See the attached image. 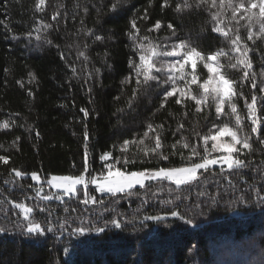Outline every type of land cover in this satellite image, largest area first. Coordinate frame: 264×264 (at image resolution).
<instances>
[{
    "label": "trees",
    "instance_id": "obj_1",
    "mask_svg": "<svg viewBox=\"0 0 264 264\" xmlns=\"http://www.w3.org/2000/svg\"><path fill=\"white\" fill-rule=\"evenodd\" d=\"M36 2L0 0V123L7 120L11 124L9 128H0V156L9 157L8 164L0 162V201L46 207L51 216L37 207L35 219L45 228L51 221L54 231L27 236L7 224L12 231L0 233V264H262L264 202L260 198L264 197L261 191L264 145L259 143L257 133H251L244 97L237 96L234 100L242 117V131L238 134L252 137L254 150L247 156L252 161L251 167L233 170L224 167L223 173L221 167L202 170L199 181L180 188L167 181L149 182L146 188L133 189L138 194L131 196L99 195L89 188V195L104 203L88 205L80 203L83 191L79 192V199L64 197L63 202L39 199L35 192L38 185L30 177L34 171L45 178L81 174L85 130L89 133L88 163L90 169L98 172L103 167L99 157L105 151L113 157L135 160L121 170L142 171L184 164L179 154L168 160L143 156L142 148L154 145L155 132L149 133L144 145L130 144L127 152L122 153L123 141L138 140L149 124L163 125L157 131L164 141L165 152L175 151L170 146L180 140L177 149L185 157L190 148H183V142L196 146L203 154L200 136L210 129L215 132L213 125L228 122L233 127L235 116L228 104L224 105L225 114L219 117L211 102L201 105V111L197 112L195 101L188 97H181L180 104L175 103L177 97H171L161 108L163 91L170 87L162 83L166 71L153 70V75L161 79L138 88L129 63L130 60L139 63L134 42L129 38L130 31L135 33L131 28L133 19L141 37L147 35L162 46L183 39L205 54L218 48L227 50L228 40L212 31L215 21L211 12L218 11L219 6L214 9L209 5L194 6L177 12L175 8L181 0H169L167 7H162L164 0H151V5L150 0H126L120 10L112 12L113 0H46L40 12L34 7ZM145 9L147 19H139ZM57 11L60 15L54 21L52 15ZM225 12L221 26L234 30L239 27L240 35L253 47L252 41L246 40L243 27L246 21L240 20L238 26L228 19L230 11ZM158 20L161 27L154 29ZM38 21L52 27L44 29ZM169 23L174 27V36L173 29L167 27ZM37 27L39 33L35 31ZM30 31L31 37L27 35ZM37 35L41 39H36ZM97 35L102 39L96 40ZM254 48L249 57L252 71L257 73V89H252L250 81H241V70L225 67L221 71L237 81V92L242 91L249 102L251 94L256 93L257 116L264 118V100L260 99L264 93L259 92V87L264 86L261 84L264 77L259 75L264 65V39H255ZM80 52L84 55H79ZM220 63L227 65V58L221 57ZM196 72L201 73L202 82L206 70L198 64ZM82 108L89 111L87 117ZM181 123L184 127L178 129ZM259 127L264 138V123ZM208 147L211 148V140ZM12 168L28 175L16 178ZM29 184L33 187L29 188ZM51 192L45 185L42 195ZM178 194L180 199H176ZM8 202L2 205L8 210V218L22 219L19 209ZM171 211H179L185 219L171 216ZM146 216L163 219L146 220ZM65 218L67 223L60 228L59 223ZM187 218L193 223H186ZM113 220L120 223L119 228ZM4 225L5 216L0 212V226ZM81 227L86 229L83 233L76 231ZM99 228L104 231H97Z\"/></svg>",
    "mask_w": 264,
    "mask_h": 264
},
{
    "label": "snow or ice",
    "instance_id": "obj_2",
    "mask_svg": "<svg viewBox=\"0 0 264 264\" xmlns=\"http://www.w3.org/2000/svg\"><path fill=\"white\" fill-rule=\"evenodd\" d=\"M126 0H113L110 4V10L112 12H117L120 10L122 3H125ZM46 5V0H37L34 7L36 11L42 12L44 6ZM151 5V0H150ZM202 5H209L210 9L217 8L219 10L211 12V18L215 21V24L212 28V31L220 33L223 37L228 40L229 48L225 50L224 48H218L214 52L205 54L203 50H198L191 41L188 40H179L176 43L171 45H160L153 43L149 36H140V29L137 27L136 19L131 21V28L135 29V33L129 32V38L134 42L133 46L136 54L139 58V63L134 60H130L129 63L134 69L135 75L137 77L136 84L139 88L141 84L149 85L150 81L160 80L161 78L153 75V70L159 73L162 70H165L167 76L166 79L162 80L163 84H170V87L165 88L163 91V99L161 101L160 107L163 108L168 102V99L171 97H177L175 103H182L181 97H188L191 100L195 101L197 106L196 111H201V105H208L210 102L215 105L216 115L219 117L224 113V105L228 104L230 108V113L235 116V125L233 127L229 126L228 122L223 123L222 125H213L216 129L215 132L209 130V133L200 136V139L203 141V154L197 149L196 146H190L188 142H183V148H190V154L185 157L183 151L177 149V145L181 144L182 141L178 140L170 146L171 149L175 151L165 152L164 141L161 134L157 129H162L163 125H158L153 127L152 124L148 125V130L143 133V136L138 140L133 139L132 141L124 140L121 145L122 153L127 152L128 146L130 144H145V138L149 137L150 132H155L154 145L149 147L145 146L142 148L143 156H155L160 160H168L171 155L179 154L181 159L185 161L181 166H165L158 167L153 169H144L142 171H130V170H121L122 167L129 164H134L135 160L127 157H113L112 153L109 151L103 152L99 159L103 162V167L96 172L95 170L90 169L88 163V152H87V141L89 139V133L87 130L84 132L85 144V160L83 172L79 175H51L50 178L41 177L37 172H32L30 174L31 180L36 182L38 187H36V197L39 199L50 201L52 199L60 200L63 202L65 196L72 197L77 196L79 199V192L81 191L78 186H83V198L80 199V203L88 205L89 203L97 204L104 203L102 200H98L95 196H90L88 192L89 185H95V191L101 194H109L111 196H116L118 193L125 194L128 196L138 194L134 193L132 190L136 188L137 185L140 188H146V181H164L167 180L170 183H173L180 188L181 186H190L192 183L200 180V177L203 175V172H208L210 166L220 164L221 173L225 171L223 165H227V170L233 169H243L251 167L252 161L247 159V156L253 152V144L250 142L252 137L244 133L243 135L238 134L242 131V117L237 111V105L234 100L235 97L241 96L244 97L245 107L247 108V118L251 120V133H257V139L261 145H264V138H261V128L260 124L264 123V118L257 116V95L255 92L251 94L250 102L249 98L244 96L243 92H237L236 85L237 81L228 75L226 71H221L222 68H231L238 69L242 71L241 81H250L252 89H257L258 85L256 83L257 73L252 71L253 63L249 57V52L255 51V39H264V0H181L180 3H177L175 11L182 12L185 9H191L192 7H201ZM169 5V0H164L162 7H167ZM63 7V5H60ZM225 10L230 11V19L239 26L240 20H245L246 23L243 26L246 29V40L252 41L253 47H250L245 38L240 35V28L237 27L235 30L225 25L224 19L226 17ZM60 15L59 11L55 12L52 15V20H56ZM139 19H147V9L144 10V14L139 17ZM83 23V21H81ZM38 25H42L44 29L51 28V24L44 23V21H38ZM161 27V22L158 20L154 24V29H159ZM169 29H173L172 35H175L174 27L171 23L167 25ZM255 29V31H254ZM37 33L40 31V27L35 29ZM91 32V30H88ZM149 32L152 29L148 30ZM31 37L32 32L27 33ZM255 37V39H254ZM36 39H41V36L37 35ZM96 40H101V36H95ZM49 44L52 41H47ZM147 42V43H146ZM58 47V46H57ZM86 47V46H85ZM79 55L83 56L84 52H80ZM161 57H172L175 58L168 62H161L159 58ZM227 58V65L220 63V58ZM61 58L64 59V54L61 53ZM233 60L235 62H233ZM202 62L203 67L207 69L208 76L202 82L196 74L197 63ZM158 63L160 67H158ZM191 66V71H187L186 67ZM72 71L75 72V68H72ZM32 79H35L32 73H29ZM261 77H264V65L261 66V71L259 74ZM140 77H143L141 80ZM131 79V77L127 78ZM180 81L183 82V85H180ZM261 84L264 85V80L261 81ZM196 85L197 90L194 91L192 86ZM159 86V85H158ZM91 91V89H89ZM259 92L264 93V86L259 87ZM133 94H136V89L133 90ZM260 99L264 100V96ZM264 107V105H262ZM81 112L84 113V116L89 115V111L85 108L81 109ZM11 124L9 121L5 120L0 123V128H9ZM86 127V126H85ZM184 125L181 123L178 125V129L183 128ZM39 135V133H37ZM199 136V134L197 133ZM224 135L230 136L229 141H221L220 137ZM19 139V137H17ZM187 138H185L186 141ZM212 141L211 148L208 147V142ZM237 145H240L238 148ZM244 150H248L247 153ZM212 152H224L226 155H221L218 157H212ZM236 155H233V154ZM193 157H199L198 160H193ZM243 157V158H242ZM0 162L3 164H8L9 157L0 156ZM261 164H264V160L261 161ZM121 165V167H117ZM200 170H203L201 172ZM11 173H14L16 178H23L27 173L18 170L16 168L11 169ZM87 174V177L86 175ZM6 183L8 181H5ZM229 184L231 180L229 179ZM47 185L51 189L60 190L58 192H51L49 194H43L44 186ZM29 188L33 185L29 184ZM172 189H169L171 192ZM261 191H264V188H261ZM200 195H204L203 192ZM176 199H180L179 194L176 196ZM260 200L264 202V197H261ZM8 201H0V212L5 216V225L0 226V233H7L12 231V229L7 227V224H12V227L21 231L22 235L31 236L32 234H38L43 236L45 232H53L54 226L51 221H49V226L47 228L43 227L41 223L36 222L35 219V208L37 206H29L26 203H20L15 201H10L14 208L19 209V215L22 216V219L18 218L15 221H12L8 218V210L2 205ZM215 198H213V203H215ZM178 207V206H177ZM41 213L48 212V215L51 216V211L46 207H39ZM67 212L68 209L65 208ZM72 211H75L73 209ZM173 217H180L185 219V216L179 211H171L170 213ZM146 220H162L161 216H146ZM186 223L192 224L193 220L187 218ZM67 223V218L64 219L62 223H59V227L63 228ZM112 223L119 228L120 223L116 220H113ZM86 229L77 228L76 231L83 233ZM97 231H104L103 228L97 229ZM264 264V261H262Z\"/></svg>",
    "mask_w": 264,
    "mask_h": 264
},
{
    "label": "rangeland",
    "instance_id": "obj_3",
    "mask_svg": "<svg viewBox=\"0 0 264 264\" xmlns=\"http://www.w3.org/2000/svg\"><path fill=\"white\" fill-rule=\"evenodd\" d=\"M163 59V60H162ZM173 59H175V58H172V57H162V58H159V60L161 61V62H168V61H171V60H173ZM198 64H201L202 66H203V63L202 62H198L197 63V65ZM158 67H160V64L158 63V65H157ZM205 69V68H204ZM186 70L187 71H191V66L189 65V66H187L186 67ZM196 70H197V67H196ZM195 70V71H196ZM206 70V77L204 76V79H206L207 78V76H208V72H207V69H205ZM165 71H166V65H165ZM196 74L198 75V77L199 78H201V73H197L196 72ZM166 76H167V72H166ZM180 83V85L182 86L183 85V82L182 81H180L179 82ZM170 85V84H169ZM192 88H193V90L194 91H196L197 90V87H196V85H193L192 86ZM220 140L221 141H229L230 140V136H228V135H224L223 137H220ZM211 143H212V141H211ZM237 147L239 148L240 147V145H237ZM211 154H213V156L212 157H218V156H221V155H226L227 153H224V152H212ZM216 154V155H215ZM235 154V153H234ZM233 154V155H234ZM213 167H222L220 164H216V165H212V166H210V168H213ZM223 167H226L227 168V165H223ZM200 171H202V170H200ZM86 175V174H85ZM31 177V176H30ZM86 177H87V175H86ZM50 178V177H49ZM164 181H167V180H164ZM34 182V181H33ZM149 182H157V181H146L145 183H149ZM167 182H169V181H167ZM35 184H36V182H34ZM137 187H140L139 185H137L136 186V188ZM78 188H80L81 189V191H83V186H78ZM89 188H92V189H94L95 190V185H89V187H88V189ZM51 189V188H50ZM53 192H58V191H60V190H56V189H51ZM97 192V191H96ZM97 194H99V195H109V194H101V193H99V192H97ZM118 194H121V193H118ZM65 197H68V196H65Z\"/></svg>",
    "mask_w": 264,
    "mask_h": 264
}]
</instances>
